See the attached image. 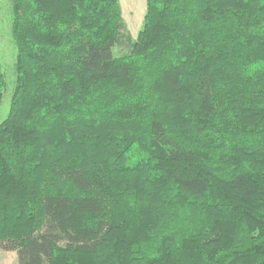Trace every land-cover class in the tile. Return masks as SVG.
<instances>
[{
    "label": "trees",
    "instance_id": "trees-1",
    "mask_svg": "<svg viewBox=\"0 0 264 264\" xmlns=\"http://www.w3.org/2000/svg\"><path fill=\"white\" fill-rule=\"evenodd\" d=\"M10 13L0 250L17 264H264V0H146L135 37L119 0ZM4 87L0 70V105Z\"/></svg>",
    "mask_w": 264,
    "mask_h": 264
},
{
    "label": "rangeland",
    "instance_id": "rangeland-1",
    "mask_svg": "<svg viewBox=\"0 0 264 264\" xmlns=\"http://www.w3.org/2000/svg\"><path fill=\"white\" fill-rule=\"evenodd\" d=\"M141 11L140 3L135 9V15ZM137 23H131V18H123L126 27L132 37H135L141 26L143 8ZM10 0H0V70L5 79V87L0 105V121L7 115L9 108V99L14 86L15 71L14 61L16 50L10 33ZM113 53L118 55L125 51V46L119 45L113 47ZM0 264H17L15 252L0 250Z\"/></svg>",
    "mask_w": 264,
    "mask_h": 264
},
{
    "label": "crops",
    "instance_id": "crops-1",
    "mask_svg": "<svg viewBox=\"0 0 264 264\" xmlns=\"http://www.w3.org/2000/svg\"><path fill=\"white\" fill-rule=\"evenodd\" d=\"M139 3H140L141 11L139 13L137 12V14L135 15V9L137 6H139ZM145 3H146V0H119L122 17L131 18L130 20L131 23H137V19L140 17L139 14H141L142 12V8H143V15H144ZM132 18H137V19L132 20Z\"/></svg>",
    "mask_w": 264,
    "mask_h": 264
}]
</instances>
